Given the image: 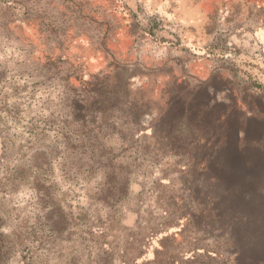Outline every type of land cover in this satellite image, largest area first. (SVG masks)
<instances>
[{
	"label": "rangeland",
	"instance_id": "rangeland-1",
	"mask_svg": "<svg viewBox=\"0 0 264 264\" xmlns=\"http://www.w3.org/2000/svg\"><path fill=\"white\" fill-rule=\"evenodd\" d=\"M261 155L264 0H0V264H264Z\"/></svg>",
	"mask_w": 264,
	"mask_h": 264
},
{
	"label": "trees",
	"instance_id": "trees-1",
	"mask_svg": "<svg viewBox=\"0 0 264 264\" xmlns=\"http://www.w3.org/2000/svg\"><path fill=\"white\" fill-rule=\"evenodd\" d=\"M234 106L236 107V108H238V102L236 103V101H235V104H234ZM215 108H219L220 109V111H221V113H220V115H219V120H223V119H225V120H231L232 118H233V116H234V113H233V110L231 109L230 111H224L223 112V108H221V106H220V104L218 103L217 105H215ZM246 130V129H245ZM233 135L237 138V133H235V131L233 132ZM242 139V138H241ZM252 141V140H251ZM250 143V142H249ZM247 151L246 150H244V149H242V150H240L239 148L237 149V151H236V153H234L233 154V156H234V160H236V162H239L241 159H244L245 158V156H247ZM261 157H262V159L264 160V156H262L261 155ZM233 160V161H234ZM235 162V161H234Z\"/></svg>",
	"mask_w": 264,
	"mask_h": 264
}]
</instances>
